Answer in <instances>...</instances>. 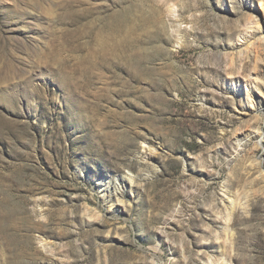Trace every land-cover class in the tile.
<instances>
[{"label": "rangeland", "instance_id": "1", "mask_svg": "<svg viewBox=\"0 0 264 264\" xmlns=\"http://www.w3.org/2000/svg\"><path fill=\"white\" fill-rule=\"evenodd\" d=\"M261 1L0 0V264H264Z\"/></svg>", "mask_w": 264, "mask_h": 264}, {"label": "bare ground", "instance_id": "2", "mask_svg": "<svg viewBox=\"0 0 264 264\" xmlns=\"http://www.w3.org/2000/svg\"><path fill=\"white\" fill-rule=\"evenodd\" d=\"M262 2V5L264 4V0H262L261 1ZM261 5V4H260ZM253 22H255V23H258V20L256 19V20H253ZM254 71H255V74H253V73H251L250 75H254L255 76V78H260L261 80H263L264 79V77H263V75H264V73L262 72V70H258V69H256V67L254 68ZM249 75V76H250ZM244 85H246L247 83L248 84H253L256 88H258L259 89V87L257 86V84H254V81L253 80H251L250 79V77H248V79L247 80H245L244 82ZM247 96L249 97V94H247ZM258 103H260V102H258ZM128 176V179H126V178H124L126 181H127V183H129V184H131V182H132V178L133 177H131V175H127ZM125 181V182H126ZM109 182H107V185H105L103 188H108V186H109ZM119 187H121V186H118L117 185V182H115V184H114V190H113V192H109V193H107L108 195H107V197L111 200V198H113V199H115V201H121L119 198L120 197H122L123 196V190H121ZM102 188V189H103ZM99 192H100V190H99ZM105 192H103V193H101V196L102 197H104L105 196ZM119 199V200H118ZM45 246H47L46 244H45ZM211 264V263H210Z\"/></svg>", "mask_w": 264, "mask_h": 264}]
</instances>
